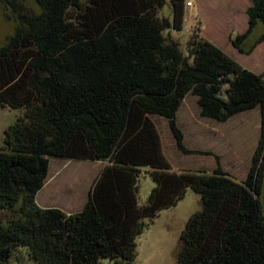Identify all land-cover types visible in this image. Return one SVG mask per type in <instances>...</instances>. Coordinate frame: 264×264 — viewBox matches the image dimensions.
Listing matches in <instances>:
<instances>
[{"label": "trees", "instance_id": "obj_1", "mask_svg": "<svg viewBox=\"0 0 264 264\" xmlns=\"http://www.w3.org/2000/svg\"><path fill=\"white\" fill-rule=\"evenodd\" d=\"M35 1L37 13L10 3L15 29L0 46V109L21 112L0 148V264H135L138 238L189 189L201 209L185 223L177 264H264V72L243 67L200 27L185 51L166 36L183 31L186 0ZM247 15L248 31L232 43L249 55L264 41V0H252ZM192 96L200 117L219 123L259 110L246 180L217 155L186 148L178 114ZM160 118L181 154L214 156L217 167L174 170ZM52 158L105 164L80 210L38 204ZM142 175L154 183L145 205Z\"/></svg>", "mask_w": 264, "mask_h": 264}, {"label": "rangeland", "instance_id": "obj_2", "mask_svg": "<svg viewBox=\"0 0 264 264\" xmlns=\"http://www.w3.org/2000/svg\"><path fill=\"white\" fill-rule=\"evenodd\" d=\"M16 1L25 3L34 12L40 11L35 0ZM11 2L13 0H0V46L14 33L15 26L9 19ZM200 4V9L196 8L194 11L192 3L187 8L182 32L166 31L164 33L178 41L183 51H185L191 33L199 27L204 38H210L211 32H214L217 33V40L220 39L222 44L229 43L230 40L232 42V37L238 32L236 27L248 24L247 11L252 3L251 0H200ZM160 16L164 18L171 16L169 2L161 11ZM203 25H205V32L202 33ZM247 27L246 32L249 24ZM229 33H231L230 39H228ZM258 35H262L259 28ZM253 42L254 40H251L250 43ZM234 48L230 47L231 57L243 67L255 73L264 72V41L249 55L242 54ZM226 89L227 87L224 88ZM198 109L197 99L192 96L186 100L180 114L182 125L180 128L185 135L186 148L217 155L223 170L233 174L237 181L246 180L261 136L259 110L239 114L222 125L218 122L210 123L208 119L201 118ZM19 116H21L20 110L0 109V148L3 146L5 130L15 123ZM156 124L161 135L164 154L174 170L202 168L212 171L217 167L214 156L181 154L166 120L157 119ZM210 127H214L218 136L216 139L208 136L212 132ZM103 166L104 164L100 162L50 159L49 177L38 196V204L45 208H59L67 213L81 209L85 200H88V192ZM139 181V201L141 205H145L154 183L146 175H142ZM262 202L264 207V195ZM200 209V196L189 189L184 201L173 209L163 211L154 224L138 238V258L135 264H177L180 237L185 223ZM22 257L26 261L29 260L25 252H22ZM20 264L34 263L27 261Z\"/></svg>", "mask_w": 264, "mask_h": 264}, {"label": "crops", "instance_id": "obj_3", "mask_svg": "<svg viewBox=\"0 0 264 264\" xmlns=\"http://www.w3.org/2000/svg\"><path fill=\"white\" fill-rule=\"evenodd\" d=\"M187 2H191L192 3V5H193V8H192V10L194 11L196 8H198V9H200V6H201V4H200V0H186ZM251 3H252V0H251ZM252 6V4H250V7ZM189 10V9H188ZM245 22H246V20H245ZM216 25H219V24H216ZM247 23L244 25V24H242V26H239V27H236V29H237V34H243V33H245L246 32V30H247ZM203 29H202V33L203 32H205V25H203V27H202ZM230 34L231 33H229V37H228V39H230ZM217 33H214V32H211V39L210 38H208V37H206V39L208 40V41H210V42H212L213 44H215V45H217V47H219L220 49H222L225 53H227L228 55H230V56H232V51L230 50V47H233L234 48V46H233V44H232V42H231V40L229 41V43H225V44H222V42H221V40L220 39H218L217 40ZM215 40H217V41H215ZM235 49V48H234ZM183 108V107H182ZM182 108H181V110H180V112H179V114H178V124H179V126H182L181 125V119H180V114H181V112H182ZM200 116V115H199ZM208 121V120H207ZM209 121H211L210 123H215V121H212V120H209ZM219 123V122H218ZM219 124H224V123H219ZM210 128H212V132H210L211 134H209L208 136H210L211 138H214V139H216L218 136H217V134H216V131H214V127H210ZM104 166H105V164H104ZM103 166V167H104ZM101 169H103V168H101ZM214 170V169H213ZM212 170V171H213ZM101 171V170H100ZM90 191V190H89ZM89 193V192H88ZM87 202V199L85 200V203ZM85 203L82 205V207L85 205ZM40 205V204H39ZM42 207V206H41ZM45 208V207H44ZM80 210V209H79ZM73 212H75V211H73ZM68 213H69V211H68Z\"/></svg>", "mask_w": 264, "mask_h": 264}, {"label": "clouds", "instance_id": "obj_4", "mask_svg": "<svg viewBox=\"0 0 264 264\" xmlns=\"http://www.w3.org/2000/svg\"><path fill=\"white\" fill-rule=\"evenodd\" d=\"M190 4H191V3H190ZM190 4H188V2H187V8H189ZM186 16H187V9H186ZM257 74H260V73H257ZM215 122H216V121H215ZM44 187H45V186H44ZM42 190H43V189H42ZM42 190H41V191H42ZM40 193H41V192H40ZM40 193H39V194H40ZM88 199H89V195H88Z\"/></svg>", "mask_w": 264, "mask_h": 264}, {"label": "bare ground", "instance_id": "obj_5", "mask_svg": "<svg viewBox=\"0 0 264 264\" xmlns=\"http://www.w3.org/2000/svg\"><path fill=\"white\" fill-rule=\"evenodd\" d=\"M66 168V167H65Z\"/></svg>", "mask_w": 264, "mask_h": 264}]
</instances>
